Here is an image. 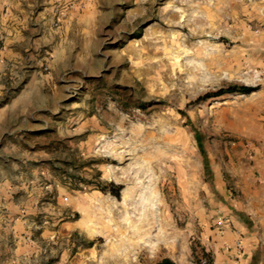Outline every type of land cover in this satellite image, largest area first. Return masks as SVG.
<instances>
[{
  "label": "rangeland",
  "instance_id": "obj_1",
  "mask_svg": "<svg viewBox=\"0 0 264 264\" xmlns=\"http://www.w3.org/2000/svg\"><path fill=\"white\" fill-rule=\"evenodd\" d=\"M64 1L0 23V264H264V0Z\"/></svg>",
  "mask_w": 264,
  "mask_h": 264
},
{
  "label": "crops",
  "instance_id": "obj_2",
  "mask_svg": "<svg viewBox=\"0 0 264 264\" xmlns=\"http://www.w3.org/2000/svg\"><path fill=\"white\" fill-rule=\"evenodd\" d=\"M49 2L57 4L49 5ZM64 5V0H0V23L7 19L6 26L19 29L31 26L46 27L51 23L50 11L54 7Z\"/></svg>",
  "mask_w": 264,
  "mask_h": 264
},
{
  "label": "trees",
  "instance_id": "obj_3",
  "mask_svg": "<svg viewBox=\"0 0 264 264\" xmlns=\"http://www.w3.org/2000/svg\"><path fill=\"white\" fill-rule=\"evenodd\" d=\"M253 91H255V87H253V86H248V85H243V84H233V85H229L225 88H220L214 92L205 93L204 95L199 96L195 101L207 100L208 98H211V97H217V96L230 94V93L248 94V93H251ZM193 133H194V137L197 141L198 148H199V150H200V152L203 155V158L205 160L206 154H205V149H204L201 134L194 128H193ZM111 187H112V189L110 190V193L112 195H114L115 197L119 198V196H120L119 192H120L122 186L118 185V184H111ZM155 264H175V263L169 258H163Z\"/></svg>",
  "mask_w": 264,
  "mask_h": 264
},
{
  "label": "bare ground",
  "instance_id": "obj_4",
  "mask_svg": "<svg viewBox=\"0 0 264 264\" xmlns=\"http://www.w3.org/2000/svg\"><path fill=\"white\" fill-rule=\"evenodd\" d=\"M109 150V149H108ZM110 152H111V150H109ZM113 152V151H112ZM108 172H109V174L111 175V177H112V179L114 180V181H121L122 180V178H123V174L122 175H117L116 173L114 174L113 173V171H112V169H110L109 168V170H108ZM124 173V172H123ZM125 174V173H124ZM124 176H126V175H124ZM126 178V177H125ZM140 180H138V179H136V183L137 182H139ZM127 190H128V188H127V186L125 187V188H123V197H122V200L123 201H125V199L127 200L128 199V197L126 196V192H127ZM140 197H142L141 195H140V193L138 194V201H136V199L134 198V199H132V202L135 204V207L137 206V205H141L143 208L144 207H147V206H153V203H152V201L150 200V199H147V198H145V197H143V200H144V204L143 203H141V202H143L142 201V199L140 198ZM137 198V197H136ZM141 199V200H140ZM135 201V202H134ZM138 203V204H137Z\"/></svg>",
  "mask_w": 264,
  "mask_h": 264
}]
</instances>
